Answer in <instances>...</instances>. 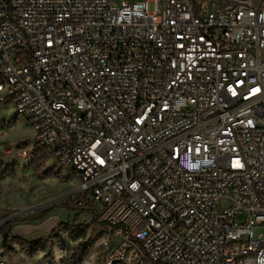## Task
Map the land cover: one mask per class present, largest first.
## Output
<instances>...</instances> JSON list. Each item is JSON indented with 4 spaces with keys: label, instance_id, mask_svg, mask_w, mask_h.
I'll return each mask as SVG.
<instances>
[{
    "label": "built area",
    "instance_id": "built-area-1",
    "mask_svg": "<svg viewBox=\"0 0 264 264\" xmlns=\"http://www.w3.org/2000/svg\"><path fill=\"white\" fill-rule=\"evenodd\" d=\"M3 99L105 264H264V0H0Z\"/></svg>",
    "mask_w": 264,
    "mask_h": 264
},
{
    "label": "rangeland",
    "instance_id": "rangeland-1",
    "mask_svg": "<svg viewBox=\"0 0 264 264\" xmlns=\"http://www.w3.org/2000/svg\"><path fill=\"white\" fill-rule=\"evenodd\" d=\"M77 181L71 168L59 165L34 141L32 127L11 101L0 100V213L19 212L7 222L11 223L9 230L6 226L0 229V261L105 264L100 243L107 232L93 220L95 213L84 211L92 216L86 215L83 221L80 211L56 202ZM58 212L66 213L67 218L58 217ZM245 220V213L235 217L238 224ZM4 235L8 237L6 246L2 245Z\"/></svg>",
    "mask_w": 264,
    "mask_h": 264
},
{
    "label": "crops",
    "instance_id": "crops-1",
    "mask_svg": "<svg viewBox=\"0 0 264 264\" xmlns=\"http://www.w3.org/2000/svg\"><path fill=\"white\" fill-rule=\"evenodd\" d=\"M59 214H58V217L59 216H64L65 217V219L67 218V215H66V213H63V212H58ZM89 212H85V213H82L81 215H80V219H82L83 221H85L87 218H86V215H91L90 213L88 214ZM52 215H54V212H53V214ZM92 216V215H91ZM84 217H85V219H84ZM15 226V225H14ZM34 233V232H33ZM33 233H30V234H33Z\"/></svg>",
    "mask_w": 264,
    "mask_h": 264
},
{
    "label": "trees",
    "instance_id": "trees-1",
    "mask_svg": "<svg viewBox=\"0 0 264 264\" xmlns=\"http://www.w3.org/2000/svg\"><path fill=\"white\" fill-rule=\"evenodd\" d=\"M80 213H84V211H80ZM75 219H77V218H75ZM93 220H96V216L93 217ZM19 241H24V240H19ZM7 243H8V237H7V235H4L3 239H2V245L6 246Z\"/></svg>",
    "mask_w": 264,
    "mask_h": 264
}]
</instances>
